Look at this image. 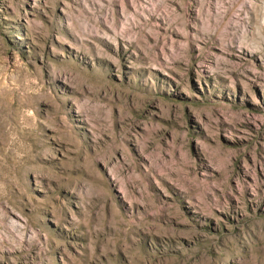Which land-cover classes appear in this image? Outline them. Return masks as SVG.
<instances>
[{
    "label": "rangeland",
    "instance_id": "rangeland-1",
    "mask_svg": "<svg viewBox=\"0 0 264 264\" xmlns=\"http://www.w3.org/2000/svg\"><path fill=\"white\" fill-rule=\"evenodd\" d=\"M0 264H264V0H0Z\"/></svg>",
    "mask_w": 264,
    "mask_h": 264
}]
</instances>
